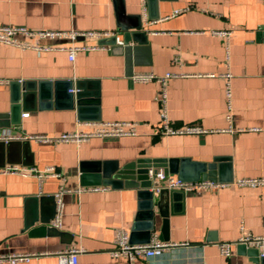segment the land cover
Wrapping results in <instances>:
<instances>
[{
	"label": "crops",
	"instance_id": "0c3cea01",
	"mask_svg": "<svg viewBox=\"0 0 264 264\" xmlns=\"http://www.w3.org/2000/svg\"><path fill=\"white\" fill-rule=\"evenodd\" d=\"M0 25L111 30L123 41L80 39L79 45L106 48L79 50L74 61L59 49L72 44L68 39H30L52 48L48 50L0 42V114L11 119L12 80L32 91L26 107L20 100V122L0 127V134L58 136L94 129L78 121L139 122L134 136L93 137L80 143L20 139L30 141L32 154L15 147L11 156L21 163L6 166L38 171L53 167L60 175L0 172V253L82 247L78 264H131L110 254L123 229L133 243L156 235L178 244L134 264H264L238 245L230 257L218 247L247 233L264 236V183H239L264 178V0H0ZM137 72L179 74L167 82L170 123L208 131L162 133L156 100L160 83L135 82L131 75ZM69 82L74 92L78 83L84 88L81 107H70L65 94ZM4 153L0 146V164ZM182 157L215 162L220 186L155 192L148 208L139 188L124 184L85 190L80 184L82 162L99 163L101 174H119L131 182L139 158ZM62 187L71 191L63 195L58 233L51 231L52 196ZM41 217L49 220L44 233L34 231L43 225ZM19 264L59 260L44 254Z\"/></svg>",
	"mask_w": 264,
	"mask_h": 264
},
{
	"label": "built area",
	"instance_id": "2783aa9c",
	"mask_svg": "<svg viewBox=\"0 0 264 264\" xmlns=\"http://www.w3.org/2000/svg\"><path fill=\"white\" fill-rule=\"evenodd\" d=\"M180 11V10H178ZM215 34L222 36H230L231 31L227 30H214ZM23 36L24 39H20ZM116 38V42L123 44L115 31L111 30H33L25 26H2L0 25V42L13 45L22 49L34 48V49H52L45 46H41L38 41L33 43L30 39H42V38H62L68 39L72 44L68 47H60L61 50H66L69 53V58L71 61L75 60L76 54L79 50H95V49H105L106 46L103 44L94 46H85L77 44L80 39H90L96 38L98 40H103L106 38ZM179 74L167 72L164 75H159L154 72H137L131 75V78L135 82H149L157 81L160 83V90L156 95V100L160 104V120L158 123L159 130L164 134H201L206 133L208 130L198 126V125H187L184 127L173 126L169 121L168 111H167V82L170 78L176 77ZM229 95V92H228ZM80 124L93 125L94 129L90 131H76L72 133H63L58 136H47V135H23L17 134L10 131L3 132L0 134V140L11 141L20 139H34L39 141H50V142H62V141H76L78 143L82 141L89 140L93 137H104L113 138L119 136H134L138 134L139 122L134 121H89L82 122L78 121ZM1 173H12L21 174L23 176L34 175L39 178L44 176L54 175L59 176L60 174L54 170L53 167H49L44 171H38L34 168H22L17 165H9L0 169ZM151 175L155 177L158 181V186L154 187L155 192H159L162 189H179L184 192H196L203 189L216 188L220 186V183L209 180L200 179L198 181H184L179 179L176 175L170 173L169 171L161 168L154 175L151 171ZM240 184H263L264 178H253L244 179L239 182ZM85 190H97L99 187L88 186L84 188ZM71 191L68 188L62 187L56 194V213L53 219V226L59 228L62 224V216L64 210L63 195L66 192ZM245 244L248 248L259 249V256H264V236H257L251 233L243 234L234 241H225L218 244L219 250L222 255L230 257L232 255V250L235 245ZM178 245L176 242L164 241L159 239L156 235L150 237L148 242L145 243H133L128 233L119 229L117 238L115 240L114 248L111 249L110 254L113 257L124 256L128 258L131 264L137 259H146L161 256L167 250ZM82 247H70L61 250H55L50 252H10V253H0V263L7 262L9 264H19L22 262H28L32 258L38 255H56L59 260V264H78L79 255L83 252Z\"/></svg>",
	"mask_w": 264,
	"mask_h": 264
},
{
	"label": "water",
	"instance_id": "95a60500",
	"mask_svg": "<svg viewBox=\"0 0 264 264\" xmlns=\"http://www.w3.org/2000/svg\"><path fill=\"white\" fill-rule=\"evenodd\" d=\"M137 28H140L141 24L136 25ZM12 86V110L10 117L8 119L7 114H0V127H10L13 124H18L20 122L19 119V104L20 100H24V107H26V98L29 97L32 91H29V86L27 84L23 85L18 80H12L10 82ZM75 86L73 83L69 82L67 86L66 97L70 99V107L74 108L75 105L78 107L82 106V102L85 98L84 88L78 85L76 86V91L74 92ZM57 97H58V92ZM34 96V94H33ZM82 117V114L80 115ZM0 146L2 150H5V158L4 161L0 164V168L5 167L7 163H21L20 160L14 159L11 156L13 152L16 150L15 147L24 149L32 154L31 144L29 140H12V141H0ZM24 164L33 165L34 162H24ZM134 171L130 176L132 179L131 182L123 181L122 179H127L128 177H122L119 174H115V176L110 175L109 173L101 174L99 172V163H89L82 162L81 163V176H80V184L83 187L88 186H101V185H110L112 187H120V186H133L135 188H139V193L142 198L146 201L148 208L152 207L154 204L155 191L151 190L152 188L158 186V181L155 177L151 175V171L155 175L157 171L161 168L167 169L170 173L176 175L179 179L184 181H198L200 179H209L212 181H218V173H217V164L201 162L193 160L189 157L182 158H139L134 163ZM168 191V189H162L158 193H164ZM44 198L41 199V202ZM53 202L55 204L54 216L56 213V199L55 196H52ZM35 202L37 198L33 199ZM39 200V199H38ZM53 216V218H54ZM36 218V216H35ZM32 223V221H29ZM28 223V224H29ZM42 226L35 228V232L44 233L47 232V224L49 220L45 217H41ZM54 227V226H53ZM150 230L153 229V226L150 225L148 227ZM149 230V231H150ZM58 233H61L57 227H54L53 230ZM151 235L149 236L150 239ZM149 239L146 241L148 242ZM241 249H244L245 253L250 256H253L258 261L264 260V256H259V249L256 248H248L245 244H238Z\"/></svg>",
	"mask_w": 264,
	"mask_h": 264
}]
</instances>
